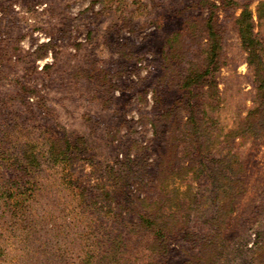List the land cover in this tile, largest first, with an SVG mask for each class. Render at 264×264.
Wrapping results in <instances>:
<instances>
[{"label": "rangeland", "instance_id": "obj_1", "mask_svg": "<svg viewBox=\"0 0 264 264\" xmlns=\"http://www.w3.org/2000/svg\"><path fill=\"white\" fill-rule=\"evenodd\" d=\"M261 2L0 0V264H264V132L231 138L255 98L235 21L250 11L264 48ZM206 28L221 37L219 99L205 84L188 106ZM190 107L208 154L186 162ZM167 173L180 236L160 257L134 226Z\"/></svg>", "mask_w": 264, "mask_h": 264}, {"label": "trees", "instance_id": "obj_2", "mask_svg": "<svg viewBox=\"0 0 264 264\" xmlns=\"http://www.w3.org/2000/svg\"><path fill=\"white\" fill-rule=\"evenodd\" d=\"M259 5L260 18H262L264 3L261 2ZM251 20V12L245 9L242 16L235 22L236 25H238L236 34L240 41L241 48L247 54V63L249 65V70H251L253 76L252 84L255 91V98L253 99L254 106L251 108L249 113H247L246 117L240 121L239 126L233 130V136L231 137L232 141L238 138H246L247 136L257 138L259 137V133L264 132V48L262 47V43L256 37V33L253 32ZM206 30L207 37H204L206 43L203 51L206 52L207 57L203 59L201 66L197 67L195 71L189 70V74H187V76L185 75L182 81V88L186 89L187 92L189 91L187 95L188 100L184 102L188 106H190V104L192 103L191 100L193 99V90L195 88L201 89L205 84H209L211 85V87H213L214 85L215 97L218 98V92L215 87L217 85V82L213 79V74L221 67V37L217 28H206ZM193 105L194 107L199 108L198 104ZM194 107L189 108L190 113L188 122H186V126H190V128L187 127V129L193 131H189L190 133L185 132L184 134L186 140L189 141V144H191L192 146L191 147L190 145H188V148H186V162H193L194 160L202 159L208 154L203 139L201 138L202 132H195V130L199 129L197 124L200 120L198 118L204 117L205 112H203L202 114L199 112H193L192 109ZM151 128L153 134L156 135L158 133V129H156L154 123L151 124ZM193 132L198 137L200 135L199 138L202 142L199 141V138H197L195 141V138L192 135ZM30 157L32 158L26 159L27 163H30L29 165L35 166L34 156L31 155ZM29 165L25 164V166L27 167ZM166 175L167 176L161 175L157 179L156 187H159V191L162 192L161 197L156 200L153 199L152 196L146 195V197H144L142 201L144 203V205H142V209L144 211H142V214L139 215L138 221L134 226V230L137 236L144 235L145 237L150 238L151 241L149 240V242L153 243L155 248H159L158 255L160 257L165 253L164 250L168 247V244L170 242L169 238L173 236H180L179 230H177L173 235H168V233L171 234L172 230L170 231V222L168 221L166 213L163 212V209H165L166 206L170 205L169 201H171L172 199H170L171 192L169 191V188H167L171 183L169 181L171 175L170 173H167ZM223 179L229 183L235 181L233 182V185H240L239 179L236 176L232 177V179L224 176ZM237 195V191H231L230 193L223 192L220 194V198L218 200L219 210L217 211L216 222H225L227 216L229 215L228 208H230V210L233 208V202L236 199ZM178 199L180 200V198L177 196L175 200L178 202ZM208 235L210 236L211 234L208 233L207 236ZM182 236L185 237L186 240L187 238L189 239L194 237L188 233H183ZM203 240V245L209 246L211 244L208 237H205ZM155 251L156 250H154V252ZM254 253H256L258 257L264 259V244L262 243L256 246Z\"/></svg>", "mask_w": 264, "mask_h": 264}]
</instances>
